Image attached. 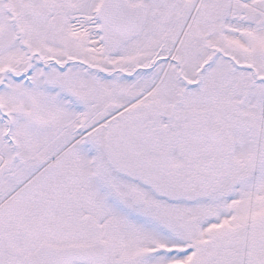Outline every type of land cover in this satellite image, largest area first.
Instances as JSON below:
<instances>
[{"label":"snow or ice","instance_id":"snow-or-ice-1","mask_svg":"<svg viewBox=\"0 0 264 264\" xmlns=\"http://www.w3.org/2000/svg\"><path fill=\"white\" fill-rule=\"evenodd\" d=\"M0 264H264V0H0Z\"/></svg>","mask_w":264,"mask_h":264}]
</instances>
